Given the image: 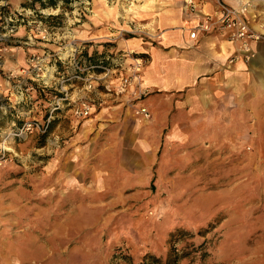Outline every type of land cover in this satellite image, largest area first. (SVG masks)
<instances>
[{"label":"rangeland","instance_id":"rangeland-1","mask_svg":"<svg viewBox=\"0 0 264 264\" xmlns=\"http://www.w3.org/2000/svg\"><path fill=\"white\" fill-rule=\"evenodd\" d=\"M9 1L0 0L2 13ZM61 1L68 4L41 11L58 15L70 38L71 30L112 28L98 42L122 61L137 51L120 44L143 36L139 14L153 2ZM263 111L242 117L250 132L214 134L215 144L178 164L169 157L144 195L124 198L64 194L50 132L16 142L12 162L0 165V264H264Z\"/></svg>","mask_w":264,"mask_h":264},{"label":"crops","instance_id":"crops-1","mask_svg":"<svg viewBox=\"0 0 264 264\" xmlns=\"http://www.w3.org/2000/svg\"><path fill=\"white\" fill-rule=\"evenodd\" d=\"M20 2H8L10 14L0 11V50L6 49L0 61V99L9 98L15 104L6 115L0 114L2 132L12 123L20 125L25 118L40 119L50 101L48 93L33 83L36 90L27 92L33 104L16 105L15 81L8 80V76L17 75L20 68L27 67L31 54L50 57L52 83L57 84L73 72L69 59L72 47L78 60L96 64L110 53L98 41L108 39L113 32L110 27L90 28L84 33L82 29L71 30L70 38L71 33L57 28L60 25L47 24L51 37L43 38L33 31L34 18L58 15L45 14L41 10L47 7H41L38 1ZM195 2L197 16L187 12L183 0H153L139 14L143 24L138 31L143 36L120 44L121 49L137 51L148 58L142 74L148 95L139 103L149 110L150 120L134 118L121 99L113 98L102 89L87 92L80 81L65 83L74 100L89 104L90 116L76 119L69 110L58 112L45 141L47 147L52 142L60 149L55 158L61 166L56 184L60 190L67 191L64 194L76 191L112 198L144 195L141 191L147 190L153 171L169 157L178 164L193 156L195 149L215 144L214 134L251 131L242 128V117L264 110V41L253 44L254 57L245 61L235 59L237 46L217 29L198 32L195 39L189 38L197 18L216 15L218 11L212 1ZM223 2L230 7L248 2L246 17L250 26L264 34V1ZM20 16L24 17L25 24ZM17 18L22 23L16 22ZM10 26L15 27L12 33ZM57 57L64 61L58 62ZM125 66L113 76V83L127 73ZM223 141L225 144L226 140ZM235 142L233 138L231 143ZM25 160L27 164H34L28 155Z\"/></svg>","mask_w":264,"mask_h":264},{"label":"built area","instance_id":"built-area-1","mask_svg":"<svg viewBox=\"0 0 264 264\" xmlns=\"http://www.w3.org/2000/svg\"><path fill=\"white\" fill-rule=\"evenodd\" d=\"M216 4L218 11L216 15L205 14L197 18L198 22L190 30L189 38L195 39L198 32L208 33L213 29L227 34L228 39L235 43L236 58L250 61L254 57L252 49L253 44L264 41V34L254 31L246 17L250 4L242 2L237 7L227 6L223 0H209ZM187 12L196 15L197 3L195 0H183ZM34 16L32 12L28 13ZM25 24L24 17L20 16ZM19 18L17 21L22 23ZM33 31L43 38H50L51 31L43 18H34ZM15 27L10 26L12 33ZM3 37V36H2ZM6 49L0 50V61L2 54ZM69 59L72 61L73 72L67 75L65 79L57 84L52 83L53 70L48 66L50 57L33 53L27 60V67L20 68L17 75L10 73L8 80H14V94L17 104H33V98L27 95V92L36 90L34 84H38V89L48 93L50 101H47L43 116L39 118L28 117L20 121V125L12 123L9 128L0 131V165L12 162V146L16 142L25 140L30 135H45L49 133L51 124L55 115L62 110H69L72 117L76 119H85L90 116V106L84 101L74 100L68 90L65 89V83L77 80L82 82L83 88L87 92L98 91L102 89L106 94L115 99L123 101L125 109L129 110L134 118L148 121L151 115L147 107L141 105L147 95L148 90L143 85L142 74L148 63V58L139 52H129L125 61L115 59L110 55L96 64H88L77 59V52L72 47ZM58 62L64 59L57 57ZM127 62V63H126ZM126 64L127 73L117 77L114 83L113 76ZM15 105V104H13ZM9 98L0 99V114L6 115L13 109Z\"/></svg>","mask_w":264,"mask_h":264},{"label":"trees","instance_id":"trees-1","mask_svg":"<svg viewBox=\"0 0 264 264\" xmlns=\"http://www.w3.org/2000/svg\"><path fill=\"white\" fill-rule=\"evenodd\" d=\"M35 1L36 2L38 1L40 3V6L43 7V8L44 7H49V8H52V9H55V8H58V7L64 8L68 4V3L64 4L61 0H35ZM43 1H44V3H43ZM45 3H46V5H45ZM53 20H54L53 17H48L47 19H43V21L46 24H48V25H51V26L59 25L58 23L54 22ZM150 258H151V263L152 264H163L157 258H153V257H150ZM168 262L169 261L167 259L166 264H169Z\"/></svg>","mask_w":264,"mask_h":264}]
</instances>
